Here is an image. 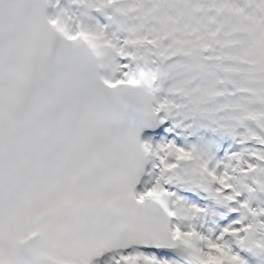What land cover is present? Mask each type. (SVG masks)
Segmentation results:
<instances>
[{
  "label": "snow or ice",
  "instance_id": "obj_1",
  "mask_svg": "<svg viewBox=\"0 0 264 264\" xmlns=\"http://www.w3.org/2000/svg\"><path fill=\"white\" fill-rule=\"evenodd\" d=\"M0 264H264V0H0Z\"/></svg>",
  "mask_w": 264,
  "mask_h": 264
}]
</instances>
